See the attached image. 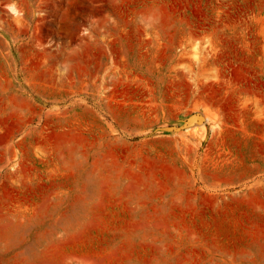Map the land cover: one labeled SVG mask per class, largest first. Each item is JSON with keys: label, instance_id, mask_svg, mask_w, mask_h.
<instances>
[{"label": "rangeland", "instance_id": "374dc122", "mask_svg": "<svg viewBox=\"0 0 264 264\" xmlns=\"http://www.w3.org/2000/svg\"><path fill=\"white\" fill-rule=\"evenodd\" d=\"M0 264H264V0H0Z\"/></svg>", "mask_w": 264, "mask_h": 264}, {"label": "bare ground", "instance_id": "6f19581e", "mask_svg": "<svg viewBox=\"0 0 264 264\" xmlns=\"http://www.w3.org/2000/svg\"><path fill=\"white\" fill-rule=\"evenodd\" d=\"M12 12H14V14H16L15 16H17L19 14L15 9H12Z\"/></svg>", "mask_w": 264, "mask_h": 264}, {"label": "water", "instance_id": "95a60500", "mask_svg": "<svg viewBox=\"0 0 264 264\" xmlns=\"http://www.w3.org/2000/svg\"><path fill=\"white\" fill-rule=\"evenodd\" d=\"M190 124V121L188 122V123H186L183 127H185V126H187V125H189Z\"/></svg>", "mask_w": 264, "mask_h": 264}, {"label": "crops", "instance_id": "0c3cea01", "mask_svg": "<svg viewBox=\"0 0 264 264\" xmlns=\"http://www.w3.org/2000/svg\"><path fill=\"white\" fill-rule=\"evenodd\" d=\"M17 226H18V225H16V227H17ZM16 227H15V228H16Z\"/></svg>", "mask_w": 264, "mask_h": 264}]
</instances>
